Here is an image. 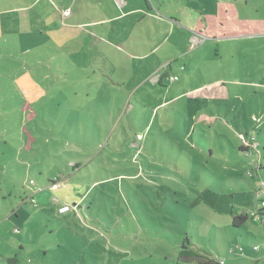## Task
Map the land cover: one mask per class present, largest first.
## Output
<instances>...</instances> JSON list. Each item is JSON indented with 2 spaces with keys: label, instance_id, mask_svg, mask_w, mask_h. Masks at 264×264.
Returning <instances> with one entry per match:
<instances>
[{
  "label": "rangeland",
  "instance_id": "rangeland-1",
  "mask_svg": "<svg viewBox=\"0 0 264 264\" xmlns=\"http://www.w3.org/2000/svg\"><path fill=\"white\" fill-rule=\"evenodd\" d=\"M128 30L106 35L105 58L85 46L87 68L68 45L0 36V264H178L185 236L224 264H264V220L231 225L264 209V49L248 59L245 39L188 31L140 60L130 41L149 29ZM142 63L165 85L135 92Z\"/></svg>",
  "mask_w": 264,
  "mask_h": 264
},
{
  "label": "crops",
  "instance_id": "crops-1",
  "mask_svg": "<svg viewBox=\"0 0 264 264\" xmlns=\"http://www.w3.org/2000/svg\"><path fill=\"white\" fill-rule=\"evenodd\" d=\"M2 5L5 9L0 10V24L6 30L0 36L10 33V37H19L18 42L23 49H26L25 44L28 42L42 45L54 40L58 49L68 45V52L71 51L73 55L72 64L78 58L85 59L84 68L93 67L87 60L86 49L105 58L108 45L104 39L106 35L112 33L117 40L129 42L132 32L128 34V29L142 25L149 29V35L144 38L142 34H134L138 41H130L142 46L137 54L140 60L148 53H156L157 40L162 44L182 41L183 46H186L188 31L191 32L190 36L203 34L205 40L245 39L250 44L246 51L247 58L252 59L253 55L256 58L263 57L264 0H0V7ZM65 10H70L68 15L63 14ZM79 37L82 39L79 40ZM149 43L152 48L147 49ZM85 46L86 49H83ZM172 60L168 61L169 66ZM142 66L145 74L138 81L135 92L145 89L150 91L147 83L151 87L154 84L165 85L168 72H160L158 66L154 65L151 66L153 70L145 63ZM106 71L109 76L110 67ZM155 72H160L157 74L162 77L160 82L156 81ZM203 88L204 85H200L191 90L199 93ZM173 99L175 97L170 100ZM167 102L163 101L159 105ZM63 203L68 202L63 199Z\"/></svg>",
  "mask_w": 264,
  "mask_h": 264
},
{
  "label": "trees",
  "instance_id": "trees-1",
  "mask_svg": "<svg viewBox=\"0 0 264 264\" xmlns=\"http://www.w3.org/2000/svg\"><path fill=\"white\" fill-rule=\"evenodd\" d=\"M107 78L109 79L108 75H107ZM161 78H162L161 75L158 76L157 82H160ZM177 78L175 80H177ZM171 81H173V80H171ZM252 139H250V140L255 142L254 143L255 145L256 144L258 145V142L254 141L255 140L254 136H252ZM246 144L247 143H245V144L241 143L239 145V149H241V151H243L244 153H246V155H248V153L250 152L249 151L250 147L247 146L249 144H247V145ZM255 145H253L252 147L255 148L254 147ZM257 147H256V149H257ZM258 169L264 170V154L261 157V161H259V163H258ZM52 184L55 185L56 181L52 182ZM194 203H196V201ZM63 204H69V203H63ZM74 206H75V204H74ZM74 206H72V207H74ZM263 211H264L263 208H259L256 210V216H259L260 221H262V219L264 218V212ZM231 215H232L231 225L233 227H241V225L247 219H249V218L253 219V217H254L253 215H250V211H248V210H243L237 214L232 213ZM178 258H180L182 261V262H179L178 264H187V263H192V262H193V264H223L220 262V260H216L212 257H209L206 253H204L199 248H194L193 243L191 242V240L188 236H185L183 242L181 243V248L179 249V252H178ZM9 261H11V260L9 259Z\"/></svg>",
  "mask_w": 264,
  "mask_h": 264
},
{
  "label": "built area",
  "instance_id": "built-area-1",
  "mask_svg": "<svg viewBox=\"0 0 264 264\" xmlns=\"http://www.w3.org/2000/svg\"><path fill=\"white\" fill-rule=\"evenodd\" d=\"M70 12V10H65L63 11V14L64 15H68ZM193 38L198 41V36L197 35H194ZM177 77L176 76H171L170 80H175ZM158 77H156V81H157ZM55 186V185H54ZM261 207H264V201H261ZM71 209V206L69 204H62L58 207V212L59 213H64V212H67ZM259 209V208H258ZM250 215H253L254 217H259V216H256V210H251L250 211ZM260 220V218H259ZM264 220V218L262 219V221ZM221 263H223V260H220Z\"/></svg>",
  "mask_w": 264,
  "mask_h": 264
}]
</instances>
